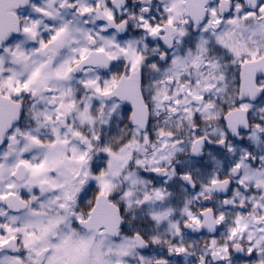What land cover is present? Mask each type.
<instances>
[{
  "label": "snow or ice",
  "instance_id": "snow-or-ice-1",
  "mask_svg": "<svg viewBox=\"0 0 264 264\" xmlns=\"http://www.w3.org/2000/svg\"><path fill=\"white\" fill-rule=\"evenodd\" d=\"M0 264H264V0H0Z\"/></svg>",
  "mask_w": 264,
  "mask_h": 264
}]
</instances>
